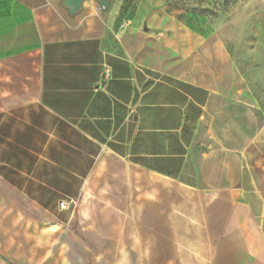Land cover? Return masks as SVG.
<instances>
[{"label": "crops", "instance_id": "crops-1", "mask_svg": "<svg viewBox=\"0 0 264 264\" xmlns=\"http://www.w3.org/2000/svg\"><path fill=\"white\" fill-rule=\"evenodd\" d=\"M63 1L0 0V264H125L124 227L63 242L72 211L59 205L116 202L126 187L148 264H264L254 106L170 29L111 0L75 15Z\"/></svg>", "mask_w": 264, "mask_h": 264}, {"label": "rangeland", "instance_id": "rangeland-1", "mask_svg": "<svg viewBox=\"0 0 264 264\" xmlns=\"http://www.w3.org/2000/svg\"><path fill=\"white\" fill-rule=\"evenodd\" d=\"M111 2L119 4L122 16L135 21L145 20L156 32L170 29L173 41L184 49L191 51L200 46L206 73L214 74L222 85L231 88L229 93L233 98L254 106L264 123V0ZM116 198L118 201L107 203L75 202L68 209L72 211V219L65 225L68 232L61 239L74 242L76 238L78 244H84L87 243L85 230L95 239L100 236L95 235L94 230L124 227L125 264H148L149 235L148 231H143L144 227L148 230L147 220L134 218L131 188L126 187L124 194L120 193ZM140 207L149 210L148 204L141 203ZM164 209L163 204L156 205L158 216L164 214ZM111 215L116 216L118 222L114 223ZM134 228L136 232L133 233ZM134 239L140 246L133 245ZM85 253L89 252L78 250L77 259H84Z\"/></svg>", "mask_w": 264, "mask_h": 264}, {"label": "water", "instance_id": "water-1", "mask_svg": "<svg viewBox=\"0 0 264 264\" xmlns=\"http://www.w3.org/2000/svg\"><path fill=\"white\" fill-rule=\"evenodd\" d=\"M85 1L87 0H64L63 5L65 6V8L68 9L71 15H75L82 9V6ZM96 1L99 3L102 9H107L110 3V0H96Z\"/></svg>", "mask_w": 264, "mask_h": 264}, {"label": "built area", "instance_id": "built-area-1", "mask_svg": "<svg viewBox=\"0 0 264 264\" xmlns=\"http://www.w3.org/2000/svg\"><path fill=\"white\" fill-rule=\"evenodd\" d=\"M127 21L124 22L122 24V26H126L127 25ZM109 71L106 69L105 72H104V77H103V80H102V83H105L107 82V80H109ZM75 202L71 201V202H62L60 203L59 207H60V210H67L69 209L72 205H74Z\"/></svg>", "mask_w": 264, "mask_h": 264}]
</instances>
